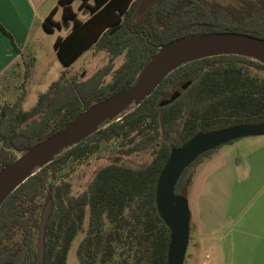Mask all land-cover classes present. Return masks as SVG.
<instances>
[{
  "label": "trees",
  "instance_id": "obj_1",
  "mask_svg": "<svg viewBox=\"0 0 264 264\" xmlns=\"http://www.w3.org/2000/svg\"><path fill=\"white\" fill-rule=\"evenodd\" d=\"M74 1L58 0L42 22L47 33L67 29L53 43L61 64L67 68L90 48L106 51L111 59L123 54V61L106 84L100 72L81 80L62 70L28 110L22 108L24 81L33 59L24 64L20 93L0 106V169L85 108L129 85L160 44L214 31L264 38V0H155L136 20L132 16L140 0H79L77 9L88 11L85 19L79 18ZM59 8L61 20H55ZM0 29L21 54L12 36L1 25ZM18 68L19 63L12 65L1 79L7 80ZM260 73L264 74L263 63L240 55L190 61L164 78L132 111L55 157L1 204L0 264H40V229L49 201L43 264H67L71 243L84 230L87 216L76 249L80 264H166L170 230L158 214L155 190L170 149L197 132L264 122ZM176 90L174 100L161 103ZM108 142L115 143L119 155L150 151L151 158L136 165L113 160L100 166L82 191L73 192L71 174ZM215 149L182 171L174 194L187 198L189 170Z\"/></svg>",
  "mask_w": 264,
  "mask_h": 264
},
{
  "label": "water",
  "instance_id": "obj_2",
  "mask_svg": "<svg viewBox=\"0 0 264 264\" xmlns=\"http://www.w3.org/2000/svg\"><path fill=\"white\" fill-rule=\"evenodd\" d=\"M154 1L140 0L132 20L138 19ZM226 54L244 56L264 64V38L242 32L214 31L188 34L160 44L129 85L85 108L61 129L25 149L0 169V206L13 190L55 157L132 111L175 69L193 60ZM189 83L190 80L184 82L180 90H184ZM178 95L176 90L161 103L166 104ZM263 134L264 122L244 123L197 132L181 146L171 147L155 190L158 214L170 230L166 264H183L189 241L188 199L174 194L182 171L208 150L239 138ZM51 205L49 201L41 223L40 264H43L44 230Z\"/></svg>",
  "mask_w": 264,
  "mask_h": 264
},
{
  "label": "crops",
  "instance_id": "obj_3",
  "mask_svg": "<svg viewBox=\"0 0 264 264\" xmlns=\"http://www.w3.org/2000/svg\"><path fill=\"white\" fill-rule=\"evenodd\" d=\"M57 2L0 0V25L21 50V54L17 53L9 36L0 29V80L12 65L19 63L23 68L19 59L24 49L34 48L32 34L38 21L46 34L54 36L52 44L57 36L67 33L65 28L47 33L42 25ZM59 13L61 8L55 13V20H59ZM35 58L31 57L32 63ZM63 67L58 69L55 80ZM30 91L28 88L23 109ZM32 96L31 104L35 101ZM233 142L215 149L194 167L190 221L212 264H264V136H248L243 137V142Z\"/></svg>",
  "mask_w": 264,
  "mask_h": 264
},
{
  "label": "rangeland",
  "instance_id": "obj_4",
  "mask_svg": "<svg viewBox=\"0 0 264 264\" xmlns=\"http://www.w3.org/2000/svg\"><path fill=\"white\" fill-rule=\"evenodd\" d=\"M78 3L79 0H76L72 4L76 11L78 10ZM77 12L79 18L81 19H85L88 16V11L86 9L78 10ZM56 18L61 20L60 13L56 16ZM53 37L54 36H49L42 30L40 21L36 23L32 34V40L35 42L33 44L34 48L29 46L28 49H24L22 56L19 59L21 64H23V68L21 65L18 69H16L15 74L9 76L7 80H0V106L4 103L13 102L16 96L20 93V84L24 80L22 76L23 69L25 65H29L32 56H35L36 58L35 62L30 66L28 78L24 81L26 90H28V88L31 89L28 99L26 100V105H24V109L31 108L36 103L38 94L45 89L46 84L55 80V74L63 65L60 63L53 47ZM123 58L124 55L122 54L114 59H111L106 51L90 48L83 52V54L70 66L63 68L68 69L69 75H75L81 80H87L96 72H100L102 82L106 84L112 81L113 73L121 64ZM260 74L264 75L263 73ZM33 94L35 96V101L31 104ZM260 136H264V134ZM238 142H243V138L238 139L233 143L236 144ZM223 146L224 145H221L217 147V149L222 148ZM115 149L116 145L114 142L104 143L101 145L100 150L96 154L90 156L87 161L83 162L76 168L70 176L73 192L77 193L82 191L94 175L95 171L100 166L113 160L124 161L125 163L136 165L148 162L151 158L150 151H143L137 154L133 153L122 156L116 153ZM193 169L194 167L189 170L188 178L190 175L192 177ZM190 183L191 179L187 188V199L189 209L191 210L193 205V196L191 195L192 190L190 191ZM188 191H190V193H188ZM87 221L88 216L85 219L84 230L78 232L71 243L67 254V264H80L76 254V249L85 233ZM201 240L202 239L198 235V230L190 221L189 241L183 264H212L210 259L206 256V253L203 252L204 245Z\"/></svg>",
  "mask_w": 264,
  "mask_h": 264
}]
</instances>
